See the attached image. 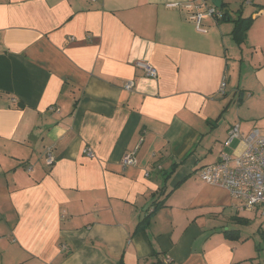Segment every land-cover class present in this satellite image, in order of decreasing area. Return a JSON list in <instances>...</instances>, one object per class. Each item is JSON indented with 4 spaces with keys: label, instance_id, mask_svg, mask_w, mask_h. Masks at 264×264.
I'll use <instances>...</instances> for the list:
<instances>
[{
    "label": "crops",
    "instance_id": "1",
    "mask_svg": "<svg viewBox=\"0 0 264 264\" xmlns=\"http://www.w3.org/2000/svg\"><path fill=\"white\" fill-rule=\"evenodd\" d=\"M189 1L0 0V264H264L261 210L198 175L235 124L264 135V0H220L241 45Z\"/></svg>",
    "mask_w": 264,
    "mask_h": 264
},
{
    "label": "built area",
    "instance_id": "2",
    "mask_svg": "<svg viewBox=\"0 0 264 264\" xmlns=\"http://www.w3.org/2000/svg\"><path fill=\"white\" fill-rule=\"evenodd\" d=\"M214 1H189L183 5L188 18L201 31H204L202 25L206 18H213L216 22H219L223 17V13ZM246 1L250 3V0ZM73 39V37L70 38V40ZM138 66L144 71L145 75L153 78L158 76L157 68L151 64L139 63ZM134 85V81L129 80L124 87L132 91ZM225 89L226 81L224 80L220 87L221 95L226 93ZM50 110L59 112L60 108L52 106ZM234 141L239 142L235 150L230 153L222 149L219 160L201 167L198 175L205 183L227 188L231 196L239 202L240 209L245 211L259 209L264 217V135H261L259 130L256 129L245 133L238 124H235L229 129L223 147L231 146ZM136 153L137 148L126 153L122 157V165L124 167L136 165ZM47 154V163L52 165L55 158L50 150ZM84 154L89 158L94 157L91 147L84 149Z\"/></svg>",
    "mask_w": 264,
    "mask_h": 264
},
{
    "label": "rangeland",
    "instance_id": "3",
    "mask_svg": "<svg viewBox=\"0 0 264 264\" xmlns=\"http://www.w3.org/2000/svg\"><path fill=\"white\" fill-rule=\"evenodd\" d=\"M253 52V50H249V49H246V51H245V60H246V63L245 62H243V63H238V64H236V68L235 69H232L231 71H230V74H228V77L231 79V81H230V84H228V86L226 87V89H225V92H229V90H232L231 89V87L232 86H236L237 85V83H234L235 82V80H236V77L238 76V75H240V68H241V66L240 65H243V68L245 69V67L248 65V62L250 61V54ZM228 83V82H227ZM258 91V90H257ZM242 92H248V91H242ZM249 93V92H248ZM247 93V94H248ZM238 97V96H237ZM248 97H250V96H248ZM247 96L244 98V99H242V100H240L239 98H236L235 99V101L233 102L234 104H235V107H238L240 104L241 105H243L242 106V108L241 109H244V108H246L249 104H251L252 102L250 101V98H248ZM231 108L230 109V111L228 112V114H230L229 116H236V118H238V115H240L239 114V112H238V110L236 109V108ZM225 115L227 116V113H225ZM246 120V119H245ZM263 121L261 122V125H263V127H264V119H262ZM223 121V119H221L219 122H217V124H221V122ZM250 122H251V120H250ZM260 125V123L258 124V126H261ZM218 126V125H217ZM227 137H228V135H227ZM227 139V138H226ZM226 139H221L222 141H216V143L218 142V144H220V147L222 146V149H224L225 151H227V152H232L233 151V149H234V147H235V145L237 144V141H234V143L231 145V146H228V147H223V143L225 142V140ZM218 147V146H217ZM221 149V150H222ZM208 163H210L211 161H207ZM245 217H247L246 215H245ZM251 219H250V225H252V226H248L247 227V225L246 226H244V225H242L243 227H242V235H243V237H246V236H248V235H250L251 237H252V239H254V237H255V233L253 232V230H255L256 228H257V226H259V224H261V219H257V218H255V216L254 217H250ZM263 222H264V218H263ZM256 233H257V230H256ZM258 234V233H257ZM260 235V234H259ZM261 237V236H260ZM262 238V237H261ZM262 247L264 248V242L262 243ZM264 251V250H263ZM263 253V252H262Z\"/></svg>",
    "mask_w": 264,
    "mask_h": 264
},
{
    "label": "trees",
    "instance_id": "4",
    "mask_svg": "<svg viewBox=\"0 0 264 264\" xmlns=\"http://www.w3.org/2000/svg\"><path fill=\"white\" fill-rule=\"evenodd\" d=\"M226 19L228 21H232L234 23L232 35L234 36V39L237 41V43L239 45H241L242 43H244V41L247 37L248 30H249L250 25L253 21L252 16L243 17L241 14H239L237 18L232 20L230 15L228 13H225V14H223V17L220 21L226 20ZM263 231H264V229H263ZM233 232L234 231H225V235L228 237H232L231 233H233ZM263 236H264V234H263ZM236 238H239L238 232H236Z\"/></svg>",
    "mask_w": 264,
    "mask_h": 264
},
{
    "label": "water",
    "instance_id": "5",
    "mask_svg": "<svg viewBox=\"0 0 264 264\" xmlns=\"http://www.w3.org/2000/svg\"><path fill=\"white\" fill-rule=\"evenodd\" d=\"M214 2H215V4H216L218 7H221V6H222V3H221L220 0H215Z\"/></svg>",
    "mask_w": 264,
    "mask_h": 264
}]
</instances>
